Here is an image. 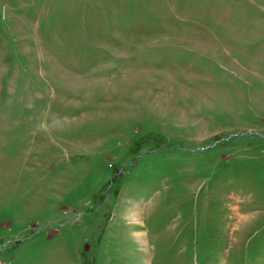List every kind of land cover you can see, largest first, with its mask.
I'll return each instance as SVG.
<instances>
[{
    "label": "rangeland",
    "instance_id": "374dc122",
    "mask_svg": "<svg viewBox=\"0 0 264 264\" xmlns=\"http://www.w3.org/2000/svg\"><path fill=\"white\" fill-rule=\"evenodd\" d=\"M0 264H264V0H0Z\"/></svg>",
    "mask_w": 264,
    "mask_h": 264
}]
</instances>
